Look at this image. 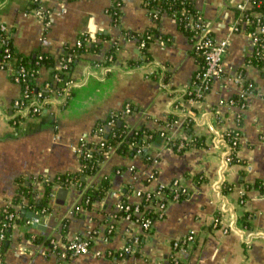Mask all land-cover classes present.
<instances>
[{"label":"crops","instance_id":"0c3cea01","mask_svg":"<svg viewBox=\"0 0 264 264\" xmlns=\"http://www.w3.org/2000/svg\"><path fill=\"white\" fill-rule=\"evenodd\" d=\"M114 1L0 0V24L9 28L16 54H46L55 66L85 33L99 46L75 56L69 72L71 94L63 105L18 123L9 115L20 86L11 80V70L0 69V215L9 208L19 217L0 251V264H57L54 245L89 236V252L70 257L67 264H113L107 253L117 254L125 240L134 238L138 239L132 252L117 264H169L171 242L190 231L192 244L175 254L179 264H264V78L257 69L245 71V79L256 90L244 98V107L229 104L233 96L241 95L235 77L252 50L247 26L237 22L236 6L245 0H193L213 38L227 41L222 76L212 81L201 99L184 106L192 114V133L203 138L204 146L182 152L163 144L152 146L149 163L142 156L112 152L95 174L81 178L83 187L57 185L59 174L80 170L74 148L81 137L96 140L91 131L97 120L128 103L132 108L124 120L128 126L156 130L170 115L171 100L181 97L198 69L188 38L168 13H159L156 22L143 0H120L121 16L113 24L107 11ZM149 29L165 38H155L147 48L150 59L141 61L136 41L122 32ZM91 42L84 44L89 47ZM50 78V67L43 65L31 82L40 87ZM236 114L240 115L236 161L226 163L228 148L219 136L235 127ZM182 126V118L173 125L178 136ZM182 136L190 138L185 132ZM102 179H108V190L83 208L85 191ZM174 179L188 193L171 202L150 231L117 216L120 200L137 202L135 192ZM45 181L52 183L47 211H34L26 194L32 193L34 202L43 198ZM225 186L230 188L226 193ZM59 189L67 190L62 198ZM108 224L113 226L112 235L104 241Z\"/></svg>","mask_w":264,"mask_h":264},{"label":"built area","instance_id":"2783aa9c","mask_svg":"<svg viewBox=\"0 0 264 264\" xmlns=\"http://www.w3.org/2000/svg\"><path fill=\"white\" fill-rule=\"evenodd\" d=\"M121 7L122 2L120 0H115L109 8L111 11H107L109 16L114 19L117 12H121ZM261 7H264V0H245L236 6L240 20L239 24L244 23L247 26L246 33L251 39L252 50L249 57L254 53L259 55L260 52L257 50V47H262L259 41L261 40L260 36L264 34V17L258 10ZM149 12L151 17L156 20L158 12L152 9H149ZM36 13L39 14L40 17H43L38 10ZM187 23L190 30L194 33L188 40L191 47L194 48L196 53L202 57V62L198 65V69L194 74L190 85L182 90L181 97L176 99L173 98L171 100L170 114H178L180 116L179 118H182L183 123L190 120L193 121L191 112L187 108H184V106L193 102V98H202L209 89L212 81L222 76L224 71L223 57L227 48L226 40L217 42L213 38L211 32L207 28V25L201 19L198 11H196L195 17H189L187 19ZM237 27L238 26L235 24L233 29L237 30ZM82 39L83 40L77 39L73 47H80L82 42L87 43L86 37H83ZM160 42L163 43L162 40ZM141 46L142 45H139L138 47L141 48ZM72 48H66V51L57 59L56 64H54L55 66L50 67V80L44 83V85L36 87L31 80H33L37 75L38 69H34L30 74H28L30 79H27L25 69L22 66L15 68L17 55L14 53V56H11V35L9 28L4 24H0V69L11 70V80L20 86V95L13 100V111L9 115V119L11 118L12 122L17 121L18 123L29 118L37 117L43 112L51 110L54 106L60 107L64 104L65 100L70 97L73 81L69 77V67L75 56L79 54L72 50ZM38 56L39 58L42 57L40 55ZM261 57L264 60V53L261 54ZM249 68L253 67L246 61L244 70L240 71L235 77V81L241 85V88L242 83L245 81V71ZM254 90H256V87H254ZM250 93H255V91L249 92L248 94ZM247 95H244L242 88L240 96L244 99ZM183 96L187 97L186 100H184ZM233 103L234 102L231 99L229 104L232 105ZM239 106L240 108L244 107V103ZM131 112L132 108L128 103L124 104L119 110L109 112L103 122L99 125H95L91 131V136L96 139L95 141H89L86 137H81L78 140V143L74 148L77 157L79 159H88L91 158L92 152L101 151L102 158L104 159L109 156L110 153L116 152V148L120 145V142L107 145L102 134H108L115 125V122H117V124L124 123V125L128 128L129 134L138 130L140 127L131 128L124 121L125 117ZM178 120L173 122L165 120L163 123L158 125L159 128L156 130L160 131L159 135L164 139V142L183 139L181 138L184 133L183 126L181 127V131H183L181 136H178L172 129L173 125L176 124ZM239 121L240 115L236 114L235 127L226 129L219 136L228 148L225 156L226 163L230 162L232 146L237 145L238 143L240 135L238 126ZM230 132L233 133V136L230 139L231 145L227 143L228 141L225 138V135L228 136ZM112 136H114V134H112ZM261 138L264 140V132L261 134ZM92 143H95L96 146H92ZM182 146L183 143L179 142L176 149L179 150ZM151 147L152 144L147 141V135L144 134L142 135V141L140 144L129 143L126 149H132L133 154L138 156L145 154L147 156L146 158L151 160L152 157L149 155ZM72 184H77V181L69 180L63 181V183H57V185L61 188H67ZM187 193V189L181 184V182L174 179L168 184L159 183L150 189L135 192V195L138 198L137 202L129 203L122 199L119 201L117 209L119 212H123V215L120 216L121 218L138 225L143 232H148L151 230L154 222L163 217L167 206L171 202H175L181 197H184ZM240 202L242 203V201ZM1 215L3 217V221L0 226V241L3 238V229L14 225L15 221L19 218L17 213L13 212V210H10L9 208L3 209ZM32 220H26V224L35 222V220ZM215 223H219L218 219L215 220ZM112 230V224H108L106 227V234L104 235V241H107L109 236L112 235ZM226 231L227 230L225 229L224 232ZM251 236H253L252 233L248 235V238ZM90 238L91 237L89 236L80 240H71L63 244L61 247L54 245L53 249H56L59 255L57 264H67V260L70 257L87 254L90 250ZM137 239L138 238H134L132 241L125 240L124 246L117 252V254H111L110 252L107 253V256L113 257V264H117L118 259L120 260L124 257V255L132 252V243L137 242ZM193 240L194 233L192 231L176 240H173L171 242V249L173 252L169 257V264H179L178 259L175 257L176 252L186 250V248L192 244ZM94 255H100V253L95 252Z\"/></svg>","mask_w":264,"mask_h":264},{"label":"trees","instance_id":"16d2710c","mask_svg":"<svg viewBox=\"0 0 264 264\" xmlns=\"http://www.w3.org/2000/svg\"><path fill=\"white\" fill-rule=\"evenodd\" d=\"M143 3L145 4V6L148 9H152V10H156L159 13L161 12H166L168 13L175 21L177 28L179 29V31H181L188 39L190 37L193 36V31L190 30L188 23H187V19L189 17H195V13L196 10L193 6V0H143ZM109 11H111L110 9H108ZM260 11V13L262 14V16L264 17V7H261L258 9ZM238 13V11H237ZM121 16V12H117V15L115 16V18L113 20V24L118 23L119 18ZM151 16V14H150ZM156 22L158 21V17L155 20ZM238 23L240 22L237 21ZM249 29V27H248ZM251 29V28H250ZM123 36L126 39H132L134 41H136V44L142 45L141 48H139L140 53L142 55V57L144 59H142L141 61H148L149 55L147 52V48L148 45L155 39V38H165L161 35H159L157 33V31L155 29H149L146 30L143 33H134V32H129V31H123L122 32ZM86 37L87 42H91V40H89V34L85 33L84 36H80L79 39L83 40L82 38ZM97 38L100 39H107L106 35H102V34H98L96 36ZM260 41L259 43L262 45V47L258 46L257 50H259L260 54H253L250 57L247 58V63L250 64L253 68L257 69L260 74L262 75V77L264 78V60L261 57V54L264 53V34L260 36ZM86 44H84V42H82L80 47H73L72 50H74L76 53L79 54H83L86 51H97L98 50V44H95V42H91L89 44V47L85 46ZM115 49L116 47L113 46L110 49V53L113 55L114 57V53H115ZM71 50V49H70ZM11 56H14V50L13 47L11 46ZM194 55V57L196 58L197 62L200 64L202 62V57L196 53V51L194 50V48H192L191 51ZM16 54V53H15ZM16 67H20L22 66L25 69V73H26V77L27 79H30L28 74H30L34 69H38V67L45 65L46 67H51L53 65V59L46 55V54H35L33 56H28V57H24L22 55L16 54ZM42 56L41 58H39V56ZM75 59V58H74ZM112 61V58H111ZM74 62V60H73ZM73 62L70 64V67L72 66ZM254 83L248 79H245V81L242 83V88L244 91V95H247L249 92H254ZM184 100H186V96H183ZM194 100H199L201 98H193ZM233 100V104L235 105H241L244 103V99L241 96H233L231 98ZM179 115L178 114H170L167 117V121L168 122H173L179 119ZM103 122V120H97L95 125H99ZM161 123V122H160ZM193 121H186L183 123V130L185 132V134H187L188 136H190V138H188L187 140L185 138L179 140H172L169 142H164V139L159 135L160 131L159 130H148L146 128H144V126L140 127L138 130L133 131L132 133H128V128L124 125V123L121 124H117V122H115V125L113 126L112 130H110V132L108 134H102V136L105 138V142L106 144H115L117 142H120V145L117 146L116 148V152L119 154H133V150H127L126 147L129 145V143H135V144H140L142 141V135L146 134L147 135V141L149 143L152 144V146H157V145H161L163 144V146L165 147H171L174 150H176V146L179 142L183 143V146L177 150V152H182L185 149L189 148V147H201L204 146V140L202 137L199 136H195V134L192 133V126ZM94 125V126H95ZM112 134H114V136H112ZM233 133H229V135H225L226 140L228 141L227 143H229V145H231L230 143V139L232 138ZM92 146H96L95 143L91 144ZM237 149V145H233L232 146V153L230 155V162H235L236 161V157H235V151ZM102 152L100 151H94L92 152V156L91 158L88 159H80V170L78 172H74V173H65V174H59L56 178V181L62 182L63 181H69V180H73V181H77V185L79 188L83 187L85 185L84 180H82V177H86L89 175H93L97 172V170L99 169V164L102 162L103 158H102ZM143 159L145 161V163H149L151 160L147 159L146 155L143 154ZM109 181L108 179H102L99 183V185L94 188V187H89L87 188V190L85 191L83 197H82V201H81V206L85 209H88L90 207V205L97 200H100L104 193L108 190L109 188ZM45 189H44V196L43 198H41L40 200H38L37 202H34L32 200L33 198V194L32 193H27L26 197L29 199V204L31 205V209L34 211H40V210H44V212H46L47 210L46 208V199L49 198L50 196V191H51V186L52 183L45 181ZM26 186H23L21 189L24 191L26 190ZM229 186H225L223 187V192H228L229 191ZM123 215L122 211H118L117 216L120 217ZM244 219V217H243ZM3 221V217L2 215H0V226L1 223ZM9 228H4L3 229V238L0 241V251H2L5 247H6V241H7V235L8 232L10 231ZM36 241V239H35Z\"/></svg>","mask_w":264,"mask_h":264},{"label":"water","instance_id":"95a60500","mask_svg":"<svg viewBox=\"0 0 264 264\" xmlns=\"http://www.w3.org/2000/svg\"><path fill=\"white\" fill-rule=\"evenodd\" d=\"M66 192H67V190H65V189H59L57 191L58 196L61 197V198L64 197V195L66 194ZM34 218H36V216H34ZM34 226H36V225H34Z\"/></svg>","mask_w":264,"mask_h":264}]
</instances>
